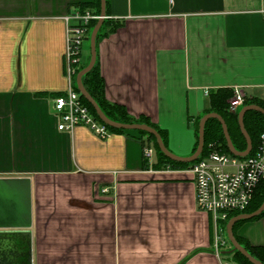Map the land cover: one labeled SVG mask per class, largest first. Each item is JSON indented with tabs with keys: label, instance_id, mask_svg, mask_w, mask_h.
Returning a JSON list of instances; mask_svg holds the SVG:
<instances>
[{
	"label": "crops",
	"instance_id": "1",
	"mask_svg": "<svg viewBox=\"0 0 264 264\" xmlns=\"http://www.w3.org/2000/svg\"><path fill=\"white\" fill-rule=\"evenodd\" d=\"M95 1L0 0V178L31 179L33 264H220L191 174L155 169V149L149 165L136 132L103 139L85 125L58 129L54 100L75 76L66 17ZM106 8L122 23L97 43L106 97L167 130L172 152L193 153L211 93L240 88L264 100V0ZM238 234L264 246V217Z\"/></svg>",
	"mask_w": 264,
	"mask_h": 264
},
{
	"label": "built area",
	"instance_id": "2",
	"mask_svg": "<svg viewBox=\"0 0 264 264\" xmlns=\"http://www.w3.org/2000/svg\"><path fill=\"white\" fill-rule=\"evenodd\" d=\"M90 11L76 10L66 17L68 27V74L71 77L81 63L82 50L88 35V24L99 19ZM70 22H73L70 24ZM81 93L70 86L65 94L55 98L54 107L58 117V129L73 132L77 126L85 125L96 135L106 139L111 135L108 126L95 118L83 103ZM245 94L240 88L233 90L230 109L236 112L244 105ZM208 153L184 172L192 175L196 187V204L199 210L210 214L217 228L219 219H226L230 212L244 211L253 200L255 191L264 180V130L260 144L253 155L238 157L221 151L215 144H210ZM154 148L145 146L144 155L147 163L153 166ZM166 170H172L167 167ZM104 189L103 192H107ZM221 235V234H220ZM228 246L226 238L217 234L215 252L221 255L222 248ZM220 264H234L221 260Z\"/></svg>",
	"mask_w": 264,
	"mask_h": 264
},
{
	"label": "trees",
	"instance_id": "3",
	"mask_svg": "<svg viewBox=\"0 0 264 264\" xmlns=\"http://www.w3.org/2000/svg\"><path fill=\"white\" fill-rule=\"evenodd\" d=\"M78 6L81 12L90 11L94 15L101 14V0H96L95 2H92V3L80 4ZM98 20L99 19L91 20V22L88 24V27H87L88 35L86 38L85 45L88 47L89 50H90V35H91L93 28L97 24ZM121 25H122L121 22H116L114 20H111L110 18H106L97 35V43L102 36H106L116 31ZM90 57L91 55L88 56L84 64L79 63L76 69V72L74 74L75 75L73 77L74 88L77 91L79 90L77 89V85H76V76L84 67L88 65L90 61ZM83 82L88 92L96 100V102L99 104L103 112L111 120H114L116 122H121V123H128V124L140 123V124H147L149 126H152L161 134L166 146L168 147L167 130L162 129L158 125L153 124L151 120L144 115H141L138 118L130 115L127 109L123 105L112 103L107 99L106 84H105V80L100 71L98 53H97V60H96L94 67L91 69V71H89L86 75H84ZM232 96H233V91L230 89L218 90L216 92L211 93L209 97L210 107L207 109V113L216 112L225 119L235 148L239 151H244L247 148V141L241 131L239 120H238V114L241 109H238L236 112H231L229 110L230 109L229 99ZM81 98H82L83 103L89 108L91 113L95 115V118L103 122L97 115L94 107L83 96H81ZM250 104H256L264 108V100L262 99L245 98V102L243 106L250 105ZM201 118L202 116L198 117L197 122H196L195 130H196L197 141H196L193 152H195L198 146L199 124H200ZM244 123L253 141V150L250 153V155H253L255 154V152L257 151L259 147L260 136H261L262 131L264 130V115L254 110L248 111L245 114ZM108 128L110 129L111 132L115 131V132H121V133H126V134H131V132L138 133L137 135L139 139H141L143 144L152 146L155 149L157 161L154 164V168L157 170H163V169H166L167 167L174 169V170H186L207 154V149L210 144H215L221 151L232 154L227 145L223 126L221 122L215 118L209 119L206 123L205 145H204V150H203L201 158H198L196 161L190 162V163L176 161V160H173L167 157L160 150L156 137L148 132L116 129L110 126H108ZM263 202H264V180L261 181V183L258 185L255 191L253 200L246 210L230 212L226 219H219L217 221V228H218L219 233L221 235L223 234L228 241V246L225 247V249L221 253V257L223 260L233 262L234 264H253L241 252L237 250H233V246L227 237L226 227H227L228 222L232 218L240 214H243V213H252L256 211L257 209L260 208ZM262 217H264V211L259 216L254 217L250 220L238 221L234 225V233H235L237 240L241 243V245H243L249 251V253H251L255 258H257L258 260L264 263V246L252 245L246 238H243L242 236L238 234V229L243 223L248 222V221L259 220Z\"/></svg>",
	"mask_w": 264,
	"mask_h": 264
},
{
	"label": "water",
	"instance_id": "4",
	"mask_svg": "<svg viewBox=\"0 0 264 264\" xmlns=\"http://www.w3.org/2000/svg\"><path fill=\"white\" fill-rule=\"evenodd\" d=\"M107 0H101L100 18L90 35V61L77 75L76 85L81 95L94 107L99 118L108 126L129 131H145L156 137L160 150L169 158L180 162H194L203 153L205 145V127L209 119H218L224 130L227 145L231 153L238 157H246L253 150V141L249 135L244 117L248 111L254 110L264 115V108L256 104L243 106L239 111L238 120L241 131L246 138L247 148L239 151L231 139L225 119L216 112L202 116L199 124L198 146L191 155L180 156L172 152L165 144L161 134L152 126L140 123H121L111 120L101 109L96 100L84 85L83 77L94 67L97 60V35L107 18ZM264 211V202L259 209L252 213H243L232 218L226 227V233L233 250L241 252L251 263L264 264L255 258L241 245L234 233V225L240 220H250ZM33 224L32 188L28 177L0 178V264H33L32 233Z\"/></svg>",
	"mask_w": 264,
	"mask_h": 264
},
{
	"label": "rangeland",
	"instance_id": "5",
	"mask_svg": "<svg viewBox=\"0 0 264 264\" xmlns=\"http://www.w3.org/2000/svg\"><path fill=\"white\" fill-rule=\"evenodd\" d=\"M87 49H88V47H85L84 52L87 53ZM240 109H242V107H241ZM209 146H210V145H209ZM209 148H210V147H208V149H207V153H208ZM175 154H176V153H175ZM177 155H178V154H177ZM180 156H182V155H180ZM214 239H215V238H214Z\"/></svg>",
	"mask_w": 264,
	"mask_h": 264
},
{
	"label": "bare ground",
	"instance_id": "6",
	"mask_svg": "<svg viewBox=\"0 0 264 264\" xmlns=\"http://www.w3.org/2000/svg\"><path fill=\"white\" fill-rule=\"evenodd\" d=\"M93 114V113H92ZM94 115V114H93ZM95 116V115H94ZM99 120V119H98Z\"/></svg>",
	"mask_w": 264,
	"mask_h": 264
}]
</instances>
